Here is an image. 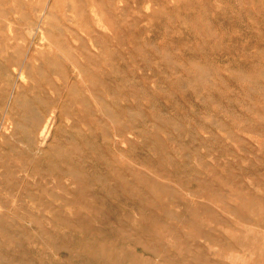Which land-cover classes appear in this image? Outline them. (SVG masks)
I'll return each instance as SVG.
<instances>
[{
    "label": "rangeland",
    "instance_id": "rangeland-1",
    "mask_svg": "<svg viewBox=\"0 0 264 264\" xmlns=\"http://www.w3.org/2000/svg\"><path fill=\"white\" fill-rule=\"evenodd\" d=\"M0 264H264V0H0Z\"/></svg>",
    "mask_w": 264,
    "mask_h": 264
},
{
    "label": "bare ground",
    "instance_id": "bare-ground-1",
    "mask_svg": "<svg viewBox=\"0 0 264 264\" xmlns=\"http://www.w3.org/2000/svg\"><path fill=\"white\" fill-rule=\"evenodd\" d=\"M45 8H46V6H45ZM48 12V11H47ZM45 13H46V11H45ZM43 14V13H42ZM48 14V13H47ZM43 16V15H42ZM41 16V17H42ZM41 20V19H40ZM38 25V24H37ZM39 31V30H38ZM36 32V31H35ZM32 35V34H31ZM30 35V36H31ZM14 76V75H13ZM21 77H23L22 75H21ZM93 87V86H92ZM38 117V116H37ZM54 117V116H53ZM35 118V117H34ZM31 120H33L32 118H31ZM56 120V119H55ZM35 121V120H34ZM30 123L32 124V121H30ZM34 123H36V122H34ZM39 123L40 122H38V126H39ZM51 123H53L52 122V116H48L46 119H44V121L42 122V124H41V126H40V128H39V130H38V133H37V140L41 143V144H44L45 142H46V140H47V138H48V135L50 134L49 133V129H50V126H51ZM30 125V124H29ZM31 126H33V124L31 125ZM37 125H35V127H36ZM30 127V126H29ZM29 127H27V128H29ZM35 127H33V129L35 128ZM53 127V126H52ZM30 129H31V127H30ZM25 130H27V129H25ZM35 130V129H34ZM27 133V132H26ZM31 133V132H30ZM36 133V132H35ZM35 137V136H34ZM32 140H34V139H32ZM34 143H35V141H33ZM32 142V143H33ZM38 143V142H37ZM36 143V144H37ZM34 145V144H33ZM64 174H67V173H64ZM157 253V252H156ZM235 257V256H234ZM251 257V256H250Z\"/></svg>",
    "mask_w": 264,
    "mask_h": 264
}]
</instances>
